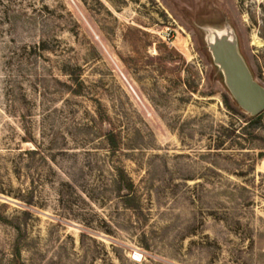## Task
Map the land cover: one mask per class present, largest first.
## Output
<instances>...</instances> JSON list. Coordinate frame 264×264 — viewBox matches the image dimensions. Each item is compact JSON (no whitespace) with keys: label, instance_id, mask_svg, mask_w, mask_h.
<instances>
[{"label":"rangeland","instance_id":"1","mask_svg":"<svg viewBox=\"0 0 264 264\" xmlns=\"http://www.w3.org/2000/svg\"><path fill=\"white\" fill-rule=\"evenodd\" d=\"M264 0H0V264H264Z\"/></svg>","mask_w":264,"mask_h":264},{"label":"water","instance_id":"2","mask_svg":"<svg viewBox=\"0 0 264 264\" xmlns=\"http://www.w3.org/2000/svg\"><path fill=\"white\" fill-rule=\"evenodd\" d=\"M200 25L212 64L232 99L250 116L264 111V88L255 80L241 54L234 29L224 21Z\"/></svg>","mask_w":264,"mask_h":264},{"label":"trees","instance_id":"3","mask_svg":"<svg viewBox=\"0 0 264 264\" xmlns=\"http://www.w3.org/2000/svg\"><path fill=\"white\" fill-rule=\"evenodd\" d=\"M263 115H264V111H262L261 113L255 115V116H251V119L254 122L260 123Z\"/></svg>","mask_w":264,"mask_h":264}]
</instances>
